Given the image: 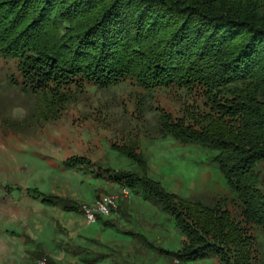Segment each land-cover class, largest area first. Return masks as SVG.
<instances>
[{
  "label": "rangeland",
  "instance_id": "1",
  "mask_svg": "<svg viewBox=\"0 0 264 264\" xmlns=\"http://www.w3.org/2000/svg\"><path fill=\"white\" fill-rule=\"evenodd\" d=\"M40 2L17 6L1 19L9 30L25 19L23 30L31 24L26 11L37 14ZM57 14L51 13V23ZM46 24L34 28L31 37ZM12 78L21 80L17 62L0 57V264L43 259L48 264H264V230L245 220L241 200L214 161L216 153L151 131L162 112L175 118L192 109L204 113L201 91L158 88L141 108L143 91L124 79L108 87L86 85L57 113ZM138 136L145 169L113 147ZM255 169L264 194V160ZM123 175L142 181L135 186ZM149 187L176 195V209L191 225L180 199L227 211L239 228V245L209 239L208 252L185 259L190 244L177 214L144 190ZM37 191L72 199L80 209L66 212ZM109 196L117 197L118 207L104 215L99 203ZM84 206L96 211V222L87 219Z\"/></svg>",
  "mask_w": 264,
  "mask_h": 264
},
{
  "label": "trees",
  "instance_id": "2",
  "mask_svg": "<svg viewBox=\"0 0 264 264\" xmlns=\"http://www.w3.org/2000/svg\"><path fill=\"white\" fill-rule=\"evenodd\" d=\"M30 1L0 0V57L15 60L21 77L13 83L57 113L86 85L108 87L124 79L143 91L141 108L158 88L201 91L204 113L192 109L175 118L162 112L151 131L215 152L245 220L264 230L255 169L264 160V0H40L37 14L26 11L29 27L20 29L24 19L9 30L1 16ZM43 23L48 28L31 37ZM139 136L113 147L145 169ZM136 177L123 175L135 186L142 181ZM144 190L177 214L190 244L185 259L208 252L209 239L239 245V228L227 211L180 199L191 225L176 209V195ZM36 193L66 211L80 209L73 200Z\"/></svg>",
  "mask_w": 264,
  "mask_h": 264
},
{
  "label": "built area",
  "instance_id": "3",
  "mask_svg": "<svg viewBox=\"0 0 264 264\" xmlns=\"http://www.w3.org/2000/svg\"><path fill=\"white\" fill-rule=\"evenodd\" d=\"M130 192L128 187L123 188V193L125 195H128ZM118 200L115 196H109V197H102L100 203H99V209L98 212L109 215L113 209H116L118 207ZM81 210L85 213L87 219L90 222H96L97 220V213L94 210L88 209L86 206L82 207ZM37 264H48L46 259H43L39 261Z\"/></svg>",
  "mask_w": 264,
  "mask_h": 264
},
{
  "label": "crops",
  "instance_id": "4",
  "mask_svg": "<svg viewBox=\"0 0 264 264\" xmlns=\"http://www.w3.org/2000/svg\"><path fill=\"white\" fill-rule=\"evenodd\" d=\"M71 200H72V199H71ZM63 209H64V208H63ZM64 211H66V210H64ZM66 212H70V213H72V212H73V213L76 212V213H77L78 211H66ZM106 224L109 225L110 223H106Z\"/></svg>",
  "mask_w": 264,
  "mask_h": 264
}]
</instances>
